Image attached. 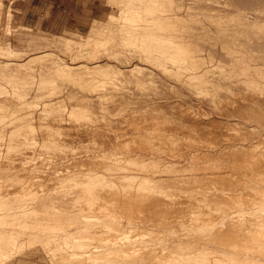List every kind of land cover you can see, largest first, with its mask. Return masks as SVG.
I'll list each match as a JSON object with an SVG mask.
<instances>
[{
    "label": "rangeland",
    "instance_id": "rangeland-1",
    "mask_svg": "<svg viewBox=\"0 0 264 264\" xmlns=\"http://www.w3.org/2000/svg\"><path fill=\"white\" fill-rule=\"evenodd\" d=\"M1 1H3V6L0 8V17L2 18V22H5L4 27L6 28L9 21L10 25L12 24V29L10 33L5 35V28H3L2 32H0V41L4 37L9 38L13 47L20 53L14 56L0 57V59L15 60L24 64L30 63L31 68H28V71L24 69L25 71L23 72L20 64L18 66L13 64L11 67L9 66V68L7 67L6 69L4 64L0 62V65L3 64V68L0 66V107L2 106L0 108V110H2L0 111V177L7 176V172H3L5 170H10L12 173L18 171L21 174L26 175V177L22 178V181H15L12 183L16 185V190L18 192H15L16 195L14 197H10L13 204L16 203V205H12V203H10V207L22 204L17 207L16 210L23 212L27 209L26 214L24 213L25 215H23V213L20 214V212L19 214H16L17 216H10L6 219V221L10 219L11 222L13 221L12 223H14V225L8 224L7 228L12 229L15 233H17L18 239L14 245L17 250L14 249L13 252L10 251L13 255L9 252L11 254L8 256L9 258L6 257L7 259L5 258L0 260V264H55V262H51V260L47 259V248L45 247H55L56 252H61V250L57 251V249H61V246L63 249H69V246L66 248L67 244L65 243L69 242L70 239L72 242L69 243H73L74 239V243H76L73 244L76 245L78 243L77 245H79L82 240L84 243L89 240L81 238V235H88L86 233L90 234L92 232L96 234V238H99L100 233L105 230L107 231L106 227L105 229L104 227H99L96 224L92 227H89L90 225H85L86 227L83 228V224H85L83 222H85L84 220L87 215L92 219L89 222L93 223V221H101L103 219V221L105 220V222L112 225V227L115 225L121 226L120 229L122 227V229H125L127 225L133 223L131 217L127 213H124L126 210H122L121 204H118V207L116 205L115 208L114 204L111 205L109 204L110 202L107 203L105 201H114L113 199L116 198L114 196L115 190L124 191V189L130 188L128 183H125L124 180L115 178L114 172L123 174V171L111 170L114 164V158L119 156L126 157L128 154L135 155L136 152L144 154L147 153L146 156L148 157L156 154L154 156H156L157 159L161 156L171 159V156L168 152L162 151L161 149L145 150L136 147L138 142L140 143L142 140V114L138 116L133 123H122L120 120H122L121 118H123L126 114V109L127 111H132L134 106H137L138 104L140 106L138 105L136 108H141L142 105L157 100L162 101V104L174 102L172 103L173 107L171 106L168 109H165V107L164 110H169L173 113L170 125V128L172 129L170 132L178 134L176 135L180 140H178V142L183 143L184 145H182L180 151L182 150L185 152L187 157H189L191 152L196 151L200 153V159L207 160L208 156L219 152L223 148L221 146L224 144L235 143L236 141L244 142L234 138L223 140V136H221V132L218 129L205 130L201 127H191V121L194 122V120V123L199 124V126L202 123L205 124L209 122L215 117L231 121H239L250 127L255 126L259 130L258 138L264 137V0H83L82 4L78 6V17L74 16L72 7L67 8L66 17L68 21L65 31L58 28L50 31L46 27V24L44 25L39 23H36L35 28H32V26L25 27L22 25L17 27V21L13 22L14 24L12 23V11L14 6L11 1L13 0ZM122 1L127 3V8H132L134 11L136 9L135 7L138 8L142 6L140 7V21L133 19H129L128 21V19L123 20L121 18ZM19 2L23 4L25 3V0H19ZM56 7H58L57 4ZM25 8L26 7L24 5L23 13L26 11ZM145 8L147 10H145ZM71 11L72 13H70ZM133 12L129 15H132ZM175 12L176 14H173ZM158 15L160 16L158 17ZM179 15L180 17H178ZM130 17L132 18V16ZM152 18L153 20L147 21V19ZM158 20L171 22L174 26H161ZM136 23H142V26L139 27V31L146 37V39L155 38L159 44L161 43L160 41H163L162 44H164L165 47H167L169 43L188 44V47L191 50L189 54L196 55L195 57L201 60L204 68L201 69H203V71L207 70V68H212V66L214 68L217 64L215 66L216 71L203 76V79H196L190 78L191 74L187 71V61H185L184 64L182 62L175 63L178 67L173 70H168L165 73L164 71L161 72L162 69L160 70V68L156 67L154 68L155 72L166 82L169 81L168 86L167 84L164 85V88L162 89L163 93H161L155 91L152 85L143 82V79L137 78L131 75L128 70H125L126 84L124 85L125 89H123V96L125 97H121L119 99L118 97L117 99L109 98L106 99L107 101H101L103 104L100 103V107L96 106L90 111V113L88 112L90 115H82L84 118L78 113L79 111L73 112L74 106L77 104L79 105L80 103V97L90 92L85 91L86 93H83L84 89L77 81H71L72 79L69 78H60V76L55 73L56 71L54 70L57 65L62 63L61 59H64L63 61L66 62L69 61V63L79 62L81 60L92 62L98 60V62L105 65L107 63L118 64V66L121 65L120 67L124 69L136 63L152 66V64L149 65L150 63L144 60L146 53L143 49L142 52L139 50L132 51L134 48L132 47L133 45L130 41L127 42L125 39L126 33H128L126 31L133 30V25ZM170 28H172L171 31ZM88 39L96 40V42H98L97 44L94 42L95 45L93 44V46L90 47L91 50L96 48L93 52H91L94 53L93 56L95 59L89 58L91 57V54H84V57H81L82 54L74 48L75 45L83 44ZM99 41H101V43ZM68 42H71L74 45L71 50L66 48V44ZM147 45L148 43L142 47L148 48ZM42 52H51L53 56L52 62L51 60L32 61L34 59H30L32 56ZM180 65H183V67ZM13 73H20L21 75L30 77L28 80H34L33 84L27 86L25 84L27 81L26 79H17L18 77H12L11 74ZM41 77L55 79L57 92L48 96L49 98L44 95V99L42 97L36 101V103L38 102L37 104H27V101L29 102L35 97L34 95L37 92V85H39ZM99 91L97 92L105 94L110 90L106 89ZM154 93H156V95L153 96ZM58 95L61 98L63 97L62 99L65 103L64 106L61 109L54 111V113L49 110L45 111L43 108L45 102L43 101L54 97L58 98ZM214 95L215 97L217 96V98L213 97ZM234 98L235 100L241 101H239L240 104L237 106L238 108L235 111L232 109L234 113L233 111L230 113H222V110L216 103L219 101L223 102L228 99L233 100ZM114 99H116L117 102H115ZM109 100L112 101L110 102ZM168 105L169 104H166L165 106ZM122 108H124L125 113L120 112ZM76 109L77 107L75 110ZM119 109L121 110L119 111ZM179 109H186L185 111L188 112V116L190 117L188 118L190 120L188 124L179 118ZM23 110L25 111L23 112ZM15 111L17 113H15ZM116 111H119L120 114L123 113V115H119ZM115 113H118V115ZM151 115H149V117H156L154 113H151ZM31 116L33 117L32 119L30 118ZM164 116L166 117V114L163 115V118ZM78 119H82L86 122L83 123V128L77 124ZM29 122H32L34 127L36 126L34 128V134L28 139L22 138L21 136L18 138L16 130L20 129L27 123L29 124ZM125 123H127L126 126ZM52 126H61L63 127L64 132L67 131L68 133L56 135L54 131L49 130ZM135 127L140 128L139 130H136L138 131L137 133H133L135 131ZM113 129L123 132L117 133L114 132ZM186 130L188 131L186 132ZM12 134L15 137H12ZM138 135H140V138L137 137ZM193 142H198V146H192L189 148L185 146L186 144L190 145ZM202 142L204 144H202ZM214 142H218V145L210 146L213 145ZM8 151H23L25 154L27 152L29 154L33 153V155L31 154L29 156L28 154V156L20 158V160L16 161L17 163L14 162L13 164L8 163L2 165L3 159L1 157H4ZM128 151H130L131 154ZM152 151H155L156 153ZM88 152L104 153L105 161H108L107 164H103L96 160L97 162H95V165L93 166L94 173L90 170L94 176L90 179L84 178V176L87 175L85 174L86 170L84 171L85 173H83V170H81L78 166L70 163V160L72 159L71 157L76 158L78 155L81 156L82 154H86ZM28 158L35 159L34 161L39 160L40 162V159L43 161L36 163V165H30L28 162H23V160H29ZM33 169L34 171L40 173V177L38 179L40 181H37L34 186L30 184V180L27 178V174L31 173ZM130 172L133 171L130 170ZM140 172L142 173V171ZM248 177H250L248 178L249 181H257L255 177ZM111 179L112 181H110ZM113 180L118 183L116 187H113L114 185L112 183L108 184V182H113ZM188 180H179L175 181V183L170 182L172 185L169 183L168 186L167 184L165 185L167 187H169V185L172 186L169 188H172L174 192H177L176 199H179L180 196V199L183 197H188L187 199H196L197 196L191 197L189 194L191 191H202L204 188L201 184L203 183L202 181ZM185 181L187 182L185 183ZM237 182H241L242 184L244 181L241 179L240 182ZM86 183H91L92 186H87ZM192 184L194 185L193 187ZM165 185L164 187H166ZM3 187L5 188L6 186ZM167 187L166 189H168ZM188 188L190 190H188ZM192 188L194 190H192ZM138 189L139 193L142 194V191H140L142 190V187H137V190H135L138 192ZM85 190L86 192L93 191L96 192V194H99L97 198V202L99 203L98 208H96L97 206L90 207L85 204L88 202L87 200L90 196H85ZM136 191L133 190L132 193L134 192V194H137ZM46 193L47 195L44 196H36L37 194L43 195ZM182 194H184L183 197ZM218 196L215 197L214 200L217 207H220V205L222 207H229L230 205H233L231 204L232 202H228L226 205L222 200L223 196ZM82 201H85L84 204L87 208H85L86 206ZM249 201H256L254 205L259 208L261 207V209H258L257 214H264V206H262L264 205L263 197L257 196V199L252 198ZM100 204L101 206L105 205V208L108 207V205L109 207L111 206V211L108 208L107 211H109H106L107 213L111 212V215L104 214L102 211L103 208ZM1 206L4 205H1L0 203V207ZM8 207L9 204L6 208H1L0 213L4 212L5 214V211L8 212ZM222 207L221 210H223ZM114 208L117 209V211L115 210L116 212L114 211ZM260 210H262L263 213ZM216 212L220 213L217 209ZM115 213H117V215ZM113 215H115V217ZM1 220L4 221L5 219H0V222ZM1 229L3 230V228H0V230ZM148 229H151V227ZM19 230L21 232H19ZM76 236H78V239ZM49 237H51L50 239L55 238L56 242L52 240V243L50 242V244L45 245L46 243L44 244L43 240L45 242H47V240L51 241ZM66 237L68 238L65 239ZM35 238L36 240H34ZM96 238L93 240L95 241L93 244L98 245L99 241ZM241 246H245L244 248L247 249L250 248V246L246 243L244 244V242ZM75 247L71 246L70 248H74L71 249L72 251L81 250L78 249L79 246H77V248Z\"/></svg>",
    "mask_w": 264,
    "mask_h": 264
},
{
    "label": "bare ground",
    "instance_id": "bare-ground-1",
    "mask_svg": "<svg viewBox=\"0 0 264 264\" xmlns=\"http://www.w3.org/2000/svg\"><path fill=\"white\" fill-rule=\"evenodd\" d=\"M126 4H127L126 2L122 1L121 18L123 20L128 19V21L129 19L140 21L141 20V8L140 7L142 6L138 8L135 7L136 9L134 11L132 8H127ZM1 6H3V1L0 0V8ZM146 8L145 10H147ZM132 12L133 14L129 15ZM173 14H176V12ZM167 15H170V14H167ZM130 16H132V18ZM159 16L160 15H158V17ZM178 17H180V15ZM173 19H174V16H173ZM148 20L151 21L153 20V18L147 19V21ZM158 21L161 26H165V25L171 26V27L174 26V24L168 21H163V20H158ZM141 24L136 23L133 25L134 26L133 30L126 31L128 33H126L125 39L127 40V42L130 41V43L133 45L132 47L134 48L132 49L131 47L132 51L139 50L142 52V49H143V51L146 53V55L144 56V60L150 63L149 65L152 64V66H148V65L146 66L143 64L136 63L124 69L120 67L121 65L118 66V64L116 65L114 63H107L105 65V64L98 62V60H96L95 62L81 60L79 62L77 61V62L69 63V61L66 62V61H63L64 59H61L62 63L57 65V67L54 70L56 71L55 73L58 76H60V78L61 77L69 78V79H72L71 81H74V80L77 81L79 85H81L82 88L84 89L83 93L85 91L90 92L88 94L85 92L86 94L80 97V100H79L80 103L79 105L77 104L74 106L73 112L79 111L78 113L81 116L87 115L96 106L100 107L99 105H101L100 104L102 103L101 101H107L106 99H109V98L117 99L118 97L119 99L121 97H125L123 96L124 95L123 89H125L124 85L126 84L125 70H128L131 75L137 78L143 79V82H146L147 84L152 85L155 91H158L161 93H163L162 89L164 88V85L167 84L168 86L169 81L166 82L160 77V75H158L155 72L154 68L156 67L160 68V70L162 69L161 72L164 71L165 73L168 70H173L174 68L178 67L175 63L182 62L184 64V62L187 61L188 70L187 69L186 70L190 72L189 73L191 74L190 78H196V79L197 78L200 79L203 76H206L212 73L213 71H216L215 66L217 64L214 66V68L213 66L211 68L210 67L211 65H210L209 66L210 68H207V70L203 71L204 68H203V63L201 62V60L195 57L196 55L189 54L191 50L189 49L188 44H185V43L184 44L183 43L170 44L169 43L167 47H165V45L162 44L163 41H160L161 43L159 44L157 43L155 38L146 39V37L142 35V33L139 31V27L142 26ZM11 25L8 21L6 28L4 27L5 35L11 32V29H12ZM171 29L172 28H170V31ZM94 42L95 44L98 43L96 42V40L88 39L83 44L75 45L74 48L78 52H80V54H82L81 57H84V54H91V57L89 58L95 59V57L93 56L94 53H91V52H93L94 49L96 48H94L93 50L90 49V47L93 46ZM99 42L101 43V41ZM147 43H148L147 45L148 48L142 47L143 45H146ZM73 46L74 45L71 42H68L66 44V48L68 50H71ZM124 51H125V48H124ZM18 53L20 52L17 51L13 47L9 38L7 37L2 38V40L0 41V57L14 56V55H17ZM117 53H118V50H117ZM52 57L53 56L51 52H42L40 54H36L32 56L30 59H34L32 61L51 60L52 62L53 60ZM0 62L4 64L6 69L7 67L9 68V66L11 67V65L13 64H16L17 66L20 64V67L23 69V72L27 70L28 68H31L30 63L24 64V63L15 61V60H1L0 59ZM3 64L0 65L2 66V68H3ZM180 66L183 67V65H180ZM11 76L18 77L17 79H26L27 81L25 82V84L27 86L30 84H33V81H34V80L33 81L28 80L30 79V77L21 75L20 73H17V74L13 73L11 74ZM55 83H56L55 79L53 78H49V77L42 78L41 77L39 85H37L38 89H36L37 92L34 95L35 97L33 99L31 98L32 99V100L30 99L31 101L29 102L27 101V104L29 103L37 104L38 102L36 103V101H38V99L42 98L44 95L48 97L56 93L57 85H55ZM106 89H109L110 91L105 94H100L97 92L99 90H106ZM165 89L167 90L166 87ZM154 95H156V93H154L153 96ZM166 96L169 97L168 95ZM57 97L58 98L54 97V98L47 99L45 101L42 100L43 102H45L44 107H43L45 111L49 110V111H53L52 113H54V111H57V109H61L64 106L65 103H64V100L62 99L63 97L61 98L59 95ZM211 97H212V94H211ZM213 97H215V95ZM215 98H217V96ZM116 99H114L115 102H117ZM239 101L235 100L234 98L233 100L228 99L223 102L219 101L216 104L222 110V113H230L233 110L235 111L238 108L237 106L241 102ZM170 103L171 102L162 104V101L157 100V101H152L147 104H144L142 105L141 108H136L139 105L138 104L137 106H134V109L132 111H127V109L125 108L126 109V114L124 115L125 118L123 117L121 118L122 120H120L122 121V123L123 122L133 123L135 119L142 114V140L140 141V143L138 142V145H136V147L145 149V150H149V149L160 150L161 149L162 151L168 152L171 156V159H167L168 157L166 158L162 156L159 159H157V157L154 156L156 154L148 157L146 156L147 153L144 154L141 152L140 153L136 152L135 155H132L131 152L128 151L130 152L131 155L128 154L126 157L119 156V157L114 158L115 160H114V164L112 163L113 166L111 170L112 171L113 170L123 171V174L114 172L115 178H120L124 180L125 183H128V186H130V188L124 189V191L115 190L114 196L116 198L114 199L112 198L114 201H107V200L105 201L107 203L110 202L109 204L111 205L114 204L115 208H116V205L118 207V204H121L122 206L121 205L119 206H121L122 210L125 209L127 211V212L125 211L124 213H127L131 217V219L133 220V223H130L129 225H127L125 229H122L123 227L120 229L121 226H116L115 223L113 222L115 226L112 227V225L107 224L105 220L103 221V219L101 221L100 220L93 221V223L89 222L92 220L91 217L88 215L87 216L84 215L86 217L84 220L85 222H83L85 223L83 224V228L86 227L85 225L87 226L90 225L89 227H92L96 224L99 227H104V228L106 227L107 231L105 230L104 232H102L103 234L100 233L99 238H96L97 237L96 234L92 232L90 234L86 233L88 235H81L80 236L81 238H85L89 240L86 243H84V241L82 240V242H80L79 245H77L78 243L74 245L76 243V242L74 243L75 241L74 239H73L74 244L69 243V242H72V240L69 238L70 241L65 243L67 244L66 248L67 246H69L68 247L69 249H63V247L61 246V249L59 248L57 249V251L61 250V252H56L55 247L54 248L51 246L45 247L47 248V253H46L47 259L51 260V262H55V264H264V214L263 215L257 214L258 209H261V207L259 208L258 206L254 205L256 201L255 202H253L254 200L252 202L249 201L252 198L257 199V196L264 198V137L258 138L259 130L255 126L250 127V126L242 124L239 121H234V120L231 121V120L215 117L210 121L208 120L209 122L205 124L202 123L199 126V124L194 123L195 122L194 120V122L191 121L192 123V125H190L191 127L192 126L201 127L205 130L218 129L221 132V136H223V140L234 138V139L241 140L244 142L236 141L235 143H230L226 145L224 144L223 146H221L223 148L219 152L208 156L207 160L200 159L201 155L199 152H196V151L191 152L189 157H187L185 152H183L182 150L180 151L183 143L178 142L179 139L176 136L178 134H174L173 132L172 133L170 132V130L172 129L170 128V125H171V117H173V113H171L169 110L168 111L164 110L165 107H166L165 109H168L171 106L173 107L172 103L174 102H172L171 104ZM166 104H169V105L165 106ZM3 107H4V104H3ZM76 107L77 109L75 110ZM120 110L121 109H119V111ZM185 110L184 109L178 110V112L180 113L179 118L185 121L186 124H188V122L190 121L188 118L190 117L188 116V112ZM5 111H6V106H5ZM24 111L25 110H23V112ZM26 111H29V110H26ZM119 111H116L119 113V115L121 114L123 115V113H125L124 108H122V110L120 111L123 113L120 114ZM3 112H4V108H3ZM15 113L17 112L15 111ZM118 113L117 114L115 113V114L118 115ZM151 113H154L156 117H152V118L149 117ZM164 114H166V117L164 116L163 118ZM82 117L84 118V116ZM30 118L32 119L33 117L31 116ZM83 123H86V122H84V120L82 119L77 120V124L81 128H83L82 126ZM126 124L127 123H125V126ZM35 127L33 126L32 122H29V124L27 123L26 125H23L20 129L18 130L15 129L17 132L18 138L21 136L22 138L28 139L34 134ZM139 129H140L139 127H135V131L133 133H137L138 131L136 130H139ZM49 130L54 131L56 135L68 133L67 131L64 132L63 127L61 126H58V127L52 126L49 128ZM113 130L114 132H117V133L123 132L121 130H120L121 132H119L117 129H113ZM187 131L188 130H186V132ZM16 132H15V135H16ZM89 132H92V131H89ZM12 137H15V136L13 135ZM137 137L140 138V135H138ZM198 144H199L198 142L197 143L193 142L190 145L186 144L185 146H187L188 148L192 146L196 147L198 146ZM202 144L204 143L202 142ZM216 145H218V142H214V144L210 146H216ZM131 149H134V148H131ZM22 152L21 151L20 152L19 151H10V152L8 151V153H6L4 157H1L3 159L2 165L8 164V163L13 164L14 162L20 160V158L26 157L29 154L27 152L26 154L25 152L23 153ZM152 152H155V151H152ZM31 154L33 155V153ZM31 154H29V156ZM71 158H72L70 160L71 164H75L76 166H78L81 170H83V173L86 172L85 174L87 175L84 176V178L86 179H90L91 177L94 176L93 166L95 165V162L100 161L103 164H107L108 162V161L107 162L105 161L104 153H99V152L98 153L88 152L86 154H82L81 156L78 155L76 158H73V157ZM34 160L35 159H29L27 161L23 160V162H26V163L28 162L30 165H36V163H38L39 160L38 161H34ZM42 161L43 160L40 159V162ZM108 166H109V163H108ZM90 170L93 171V173H91ZM130 170H132L133 172H130ZM140 171H142V173ZM3 172H7V176L0 177V200H1L0 203L1 205H4L0 207V210L1 208H6V206L9 204V207H8L9 211L8 212L5 211V214H4V212H2L4 210H2L1 212L3 214L0 213V219L2 218L5 219L4 221L1 220L0 222V228H3V230L1 229L2 231L0 230V260L5 259L6 257L9 258L8 256L12 254L10 251L13 252L14 249H16L14 245L16 244L17 239H18L17 233H15V231H13L12 229L7 228L8 224L14 225V223H12L13 221L11 222L10 219H9L10 221L9 220L6 221V219H8V217L10 216L12 217L16 214H19L20 212H21L20 214L23 213V215H25L27 212L26 211L27 209L24 210L23 212L20 210H16L17 207H19L22 204L17 205V206H12L14 204L16 205V203L13 204L10 198L16 195L15 192H18L16 190L17 189L16 185L12 183L15 181L16 182L22 181V178L26 177V175H23L18 171L12 173V171L10 170H5ZM248 176L255 177L257 181H249L248 178L250 177ZM39 177H40V173H38L37 171H34V169L31 173L27 174V178L30 180V184L33 186L36 185L37 181H40L38 180ZM188 179L195 180V181H202L203 184H201V186H203L204 191L203 190L202 191L199 190L198 192L191 191L189 195L191 197L197 196L196 199L195 198L187 199L188 197L184 198L183 197L184 194H182V197L187 200H184L183 198L180 199L181 196L179 197L180 200L178 198L177 200L176 199L177 192H174L172 188H169L172 186L169 185V187H167L168 183L172 185V183L170 182L175 183V181H179V180L182 181V180H188ZM241 179L244 181L242 184L240 182ZM110 181H112V179ZM237 181H239L240 183H238ZM186 182L187 181H185V183ZM91 183L90 184L86 183V185L92 186L93 183L92 184ZM109 183L110 184L112 183L114 185L113 187H116V185H118V183L114 180L113 182H108V184ZM94 184H95V181H94ZM163 184L164 185L167 184V186L166 185L165 186L168 189H166V187H164ZM3 186H6V187L4 188ZM136 186L138 188L142 187V190H140L142 191V194L139 193V189H138V192L136 191L137 190ZM193 186L194 185L192 184V187ZM86 188H89V187H86ZM189 188L188 190H190ZM133 190L136 191L137 194H134V192L132 193ZM186 190H187V187H186ZM192 190L194 189L192 188ZM84 193H86L85 196L90 195L91 197L90 196L88 197L87 203H85V201H82L83 204L85 203L86 205H89L90 207L97 206L96 208H98L99 203L97 202L98 200L97 198L99 194H96V192H93V191L86 192V190ZM41 194H37L36 196L47 195V193L43 195ZM93 195H94V198H93ZM218 195L223 196L222 200L224 201L225 204L228 202H232L231 204L233 205H230V206L228 205L229 207H222L220 205V207H217L215 205L214 200H215V197H217ZM10 203H12L11 205L12 207H10ZM103 206H101L103 208L102 209L103 213L106 215L107 214L111 215V212L107 213L109 211V210L107 211V208L110 209L111 206L109 207L108 205V207L106 208H105V205ZM221 207L223 208V210H221ZM85 208H87V206ZM115 208H114V211L115 210L117 211V209ZM216 209L219 210V212L221 210V212L220 213L216 212ZM260 211L262 212V210ZM115 214L117 215V213ZM113 216L115 217V215ZM150 227L151 229H148ZM19 232L21 231L19 230ZM50 238L51 237H49V239ZM67 238L68 237H66L65 239ZM76 238L78 239V236H76ZM95 238L98 239L99 241L98 245L93 244L95 242L93 241L95 240ZM34 240H36V238ZM50 240L51 241L47 240V242L43 240V242L44 244L46 243L45 245L50 244V242L52 243V240L56 242L55 238L50 239ZM243 242L244 244L245 243L248 244L250 248L248 249L244 248L246 245L244 247L241 246ZM71 246L73 247L76 246L75 248L79 246L78 249H81V250L72 251L71 249H74V248H70Z\"/></svg>",
    "mask_w": 264,
    "mask_h": 264
},
{
    "label": "crops",
    "instance_id": "crops-1",
    "mask_svg": "<svg viewBox=\"0 0 264 264\" xmlns=\"http://www.w3.org/2000/svg\"><path fill=\"white\" fill-rule=\"evenodd\" d=\"M82 1L83 0H25V3L22 4L19 0H13L11 1L14 6L12 11V23L17 21V27L22 25L25 27L32 26V28L36 27V23L46 24V27L50 31L57 28L65 31L68 21L66 17L67 8L72 7L74 16L78 17V6L82 4ZM56 4L58 7H56ZM24 5L26 11L23 13ZM72 11L70 13H72ZM4 26L5 22L3 23L0 17V32H2Z\"/></svg>",
    "mask_w": 264,
    "mask_h": 264
}]
</instances>
